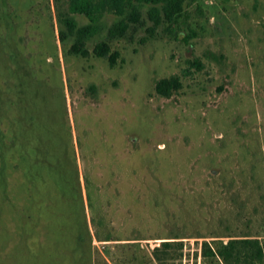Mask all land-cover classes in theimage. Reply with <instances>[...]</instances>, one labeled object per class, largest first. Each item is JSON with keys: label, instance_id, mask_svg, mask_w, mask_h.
<instances>
[{"label": "rangeland", "instance_id": "rangeland-1", "mask_svg": "<svg viewBox=\"0 0 264 264\" xmlns=\"http://www.w3.org/2000/svg\"><path fill=\"white\" fill-rule=\"evenodd\" d=\"M67 11L0 0V264H180L184 240L264 246V0H187L176 23L150 31L144 12L123 36L107 13L87 57L75 35L60 40ZM172 76L182 89L157 94Z\"/></svg>", "mask_w": 264, "mask_h": 264}, {"label": "trees", "instance_id": "trees-1", "mask_svg": "<svg viewBox=\"0 0 264 264\" xmlns=\"http://www.w3.org/2000/svg\"><path fill=\"white\" fill-rule=\"evenodd\" d=\"M187 0H68V11L60 18L66 27L61 31L60 40L65 43L70 35H75L70 51L82 57L90 53L88 41L95 37L101 30V20L107 13L115 14L119 19L110 29L112 36H123L131 24L143 21V14L152 23L150 31L155 27L168 23L172 25L182 15ZM77 16H84L89 20L86 25H79ZM93 52L98 57H108L111 66H115L119 52L113 51L107 41H98ZM192 66L201 68L194 61ZM184 76L192 74L190 68L183 71ZM183 83L179 76L163 78L156 82L157 94L171 97L172 94L182 89ZM171 242L166 241L153 248V256L161 261V254L170 248ZM204 258L219 256L226 264H255L264 260V246L258 239L240 238L230 239L224 243L219 253L215 252L210 244L204 243Z\"/></svg>", "mask_w": 264, "mask_h": 264}, {"label": "built area", "instance_id": "built-area-1", "mask_svg": "<svg viewBox=\"0 0 264 264\" xmlns=\"http://www.w3.org/2000/svg\"><path fill=\"white\" fill-rule=\"evenodd\" d=\"M204 242L197 240H184L182 242L180 264H202L204 259Z\"/></svg>", "mask_w": 264, "mask_h": 264}]
</instances>
